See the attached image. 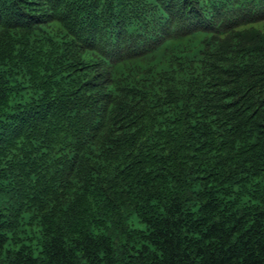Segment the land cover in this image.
I'll return each instance as SVG.
<instances>
[{"label":"trees","instance_id":"1","mask_svg":"<svg viewBox=\"0 0 264 264\" xmlns=\"http://www.w3.org/2000/svg\"><path fill=\"white\" fill-rule=\"evenodd\" d=\"M0 264H264V0H0Z\"/></svg>","mask_w":264,"mask_h":264},{"label":"rangeland","instance_id":"2","mask_svg":"<svg viewBox=\"0 0 264 264\" xmlns=\"http://www.w3.org/2000/svg\"><path fill=\"white\" fill-rule=\"evenodd\" d=\"M136 223V222H135ZM137 224V223H136Z\"/></svg>","mask_w":264,"mask_h":264}]
</instances>
